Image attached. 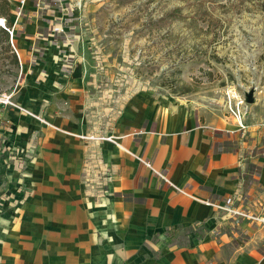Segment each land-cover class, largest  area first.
<instances>
[{
    "label": "crops",
    "instance_id": "crops-1",
    "mask_svg": "<svg viewBox=\"0 0 264 264\" xmlns=\"http://www.w3.org/2000/svg\"><path fill=\"white\" fill-rule=\"evenodd\" d=\"M32 8L19 91L3 90L23 109L0 103V264H264L255 103L213 120L144 98L96 125Z\"/></svg>",
    "mask_w": 264,
    "mask_h": 264
},
{
    "label": "rangeland",
    "instance_id": "rangeland-1",
    "mask_svg": "<svg viewBox=\"0 0 264 264\" xmlns=\"http://www.w3.org/2000/svg\"><path fill=\"white\" fill-rule=\"evenodd\" d=\"M32 7L54 31L61 73L82 69L96 125L144 98H174L216 120L250 88L264 121V0H0V16L14 29ZM6 31L0 25V91H14L22 64L16 31L8 40Z\"/></svg>",
    "mask_w": 264,
    "mask_h": 264
},
{
    "label": "built area",
    "instance_id": "built-area-1",
    "mask_svg": "<svg viewBox=\"0 0 264 264\" xmlns=\"http://www.w3.org/2000/svg\"><path fill=\"white\" fill-rule=\"evenodd\" d=\"M17 3L18 5H23L25 3V0H17ZM18 13L20 14V11H18ZM2 25L3 27L6 28V30L9 31V33L11 34V36H13V33H14V29L13 28H10L6 25V19L4 18V21L0 24ZM243 96V100H244V103L241 104V105H245L247 104L245 99H244V94L242 95ZM0 103L1 104H4V105H15L16 103L14 102L13 100V92H6V91H0ZM239 103L236 102L234 104H231V111L233 113H235L236 115H241L242 111L244 110H241L240 107H239ZM91 137H93V135H90ZM103 138H111L110 136H102Z\"/></svg>",
    "mask_w": 264,
    "mask_h": 264
},
{
    "label": "water",
    "instance_id": "water-1",
    "mask_svg": "<svg viewBox=\"0 0 264 264\" xmlns=\"http://www.w3.org/2000/svg\"><path fill=\"white\" fill-rule=\"evenodd\" d=\"M83 72L82 69L80 67H77L74 69L72 75L74 77H80L82 76ZM244 99L247 103H253L255 102V89L254 88H250L249 90H246L244 92Z\"/></svg>",
    "mask_w": 264,
    "mask_h": 264
},
{
    "label": "bare ground",
    "instance_id": "bare-ground-1",
    "mask_svg": "<svg viewBox=\"0 0 264 264\" xmlns=\"http://www.w3.org/2000/svg\"><path fill=\"white\" fill-rule=\"evenodd\" d=\"M77 3L80 4L81 3V0H77ZM4 21V17L0 16V24ZM238 103L240 104H243L244 103V100H243V97H239V101Z\"/></svg>",
    "mask_w": 264,
    "mask_h": 264
},
{
    "label": "trees",
    "instance_id": "trees-1",
    "mask_svg": "<svg viewBox=\"0 0 264 264\" xmlns=\"http://www.w3.org/2000/svg\"><path fill=\"white\" fill-rule=\"evenodd\" d=\"M0 13H3V12H0ZM3 15H6V13H4ZM7 20V18H6ZM9 27V26H8ZM7 35H6V40H8V31H6Z\"/></svg>",
    "mask_w": 264,
    "mask_h": 264
}]
</instances>
